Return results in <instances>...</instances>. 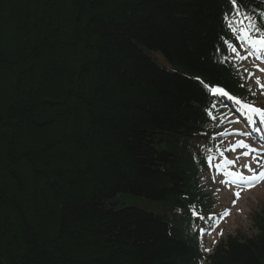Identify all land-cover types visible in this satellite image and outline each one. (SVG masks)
<instances>
[{
  "label": "trees",
  "instance_id": "16d2710c",
  "mask_svg": "<svg viewBox=\"0 0 264 264\" xmlns=\"http://www.w3.org/2000/svg\"><path fill=\"white\" fill-rule=\"evenodd\" d=\"M243 4L264 26V0ZM230 11L227 0H0V264H264V208L252 235L208 252L187 214L210 208L195 159L211 148L205 84L253 97L225 60Z\"/></svg>",
  "mask_w": 264,
  "mask_h": 264
},
{
  "label": "rangeland",
  "instance_id": "374dc122",
  "mask_svg": "<svg viewBox=\"0 0 264 264\" xmlns=\"http://www.w3.org/2000/svg\"><path fill=\"white\" fill-rule=\"evenodd\" d=\"M233 27L236 29L235 32H232L234 36L241 37L242 33L240 29L243 27L238 21L233 22ZM247 49V47L241 50V55L244 54V50ZM154 61L158 63L160 66L169 68L168 64L165 62V60L162 58V56L158 53H151ZM233 61L236 62L237 67L242 70V73L245 74L246 79L252 83L256 89L259 90L262 94V89L256 84V78L259 77L261 80V83H264V72L258 71L255 65H258L259 68L263 67L261 66V62L257 60L254 57H249L247 60H240L239 56H234L233 54ZM247 69V71H245ZM254 73L252 79H248V73ZM258 92V95H259ZM258 107L264 108V103H261L259 105H256ZM255 119V117H254ZM239 122L238 124H234ZM231 124H234L231 129H225L224 132L225 135L223 138L230 137L228 140V143H226L225 147H229L230 145H236L237 151L232 152L229 151L228 158L229 159H235L237 155L240 154L243 149L240 148V146L236 143L237 141L245 138V141L250 143L253 147L256 149H264V146H258L255 144L254 139L252 137V130L254 127L256 128V124H253L249 119L248 123H242L240 122V119L235 117L232 121H230ZM229 122V123H230ZM257 124L264 125V123H260L259 120H257ZM251 131V135L249 136H242L241 133ZM241 132V133H239ZM256 132L253 133L255 135ZM256 140V139H255ZM264 154V153H262ZM251 161V157H244L241 156L239 164L243 165L245 163H248ZM214 165L216 168L214 169L216 175H214L215 182L212 186V188L216 191H218V198L220 199V206L219 208V214L216 217L215 220H213L212 228L207 234L203 237L204 245L206 248H210L211 244L218 241L220 238L225 239L228 235H234V234H240L242 236H250L254 232L252 223H251V215L255 212H259L262 208H264V180H261L260 183H258L256 186L251 187L249 190H246L245 188L241 186L236 185H230L229 183L220 184V180H225V176L218 175L219 173L223 174L226 173L229 169V165L224 163V159L221 156L218 162H215ZM251 166L253 168H256L255 162L251 163ZM224 167V168H222ZM239 171L240 169H236ZM245 174H248L245 170ZM207 180H210V177H208ZM240 191V197L238 200H236L235 205L233 206V200L236 199L234 196V193ZM127 203V206H136L141 208L149 209L150 211H154L153 207L156 203L149 202L145 199L141 198H133L128 197L124 199V204ZM228 211H230V214H228ZM220 233H223L222 235Z\"/></svg>",
  "mask_w": 264,
  "mask_h": 264
},
{
  "label": "snow or ice",
  "instance_id": "6c2138e0",
  "mask_svg": "<svg viewBox=\"0 0 264 264\" xmlns=\"http://www.w3.org/2000/svg\"><path fill=\"white\" fill-rule=\"evenodd\" d=\"M227 2L231 6L230 12L223 13V21L226 23L227 27L232 31L235 32L236 29L233 27V22L238 21L241 25L244 24L245 21H248L249 28H241L240 31L244 33L243 37H237V41L243 40L244 43L248 45V48L244 50V54L241 55V49H244V43H240L239 48L234 43H226V47L230 48V51L234 56H239L240 60H247L249 57H255L257 60L264 58V26H259L255 23H253L252 17L250 15H245L243 12V9L245 5L243 4V0H227ZM240 17H243L242 19ZM255 32V36L252 35V33ZM258 71L264 72V69L259 68L258 65H255ZM247 71V69H245ZM254 73L249 72L248 73V79H252ZM197 80L200 78L197 77ZM256 84L262 89V94H264V83H261V80L259 77L256 78ZM241 87L244 85L241 84ZM206 91L211 95L215 97H226L227 99H230L234 101V103L238 106H242L245 112L248 113V119L253 123L256 124V130L261 131L260 124H257V120L260 121V123H264V108L256 106L254 103H248L244 100H242L239 97H236L232 94H230L229 91L226 90L224 86H220L218 83L215 84H205ZM248 91L251 95L255 96L256 93L252 92L251 86L249 85ZM222 103V101H219ZM217 107V104H213L209 102V105H206V116L211 119L212 121H215L217 118L212 115V110ZM255 117V119H254ZM244 136L251 135V131H246L241 133ZM206 135V134H205ZM225 135V132H217L209 139H215L216 136L223 137ZM264 142V141H262ZM243 151L240 152L239 155L236 156L235 159H229L226 155H224L227 151L236 152L237 147L236 145H230L229 147L225 148L221 155L224 159V163L229 165V169L226 173H219L218 175H226L232 177L230 181H225L223 179L220 180V184H224L225 182L229 183L230 185H234L237 183H240L242 185H245L249 188L256 186L258 183H260L261 180H264V149H256L253 147L250 143L246 142L245 140L241 139L236 142ZM208 151H212L211 148L208 149ZM241 156L244 157H251V161L248 163H245L243 165L239 164ZM212 160L211 156H208L206 158V163H210ZM255 162L256 168H253L251 166V163ZM215 166V165H210ZM240 169L237 171L236 169ZM245 170L248 174H245ZM213 182H215V178H212ZM234 196L236 199L233 200V206L236 203V200L240 197V191H237L234 193ZM228 214H230V211H228ZM193 215H195L200 220H211L212 216L209 215L208 217H204L200 213L193 212ZM211 230L210 225H206L205 227H202L200 229L201 233H207ZM221 235L223 233H220Z\"/></svg>",
  "mask_w": 264,
  "mask_h": 264
},
{
  "label": "bare ground",
  "instance_id": "6f19581e",
  "mask_svg": "<svg viewBox=\"0 0 264 264\" xmlns=\"http://www.w3.org/2000/svg\"><path fill=\"white\" fill-rule=\"evenodd\" d=\"M117 203H119V204H124V197L119 198L118 201H117Z\"/></svg>",
  "mask_w": 264,
  "mask_h": 264
}]
</instances>
